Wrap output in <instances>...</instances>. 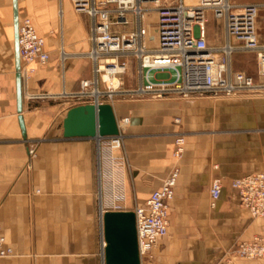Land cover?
Listing matches in <instances>:
<instances>
[{"label": "crops", "instance_id": "crops-1", "mask_svg": "<svg viewBox=\"0 0 264 264\" xmlns=\"http://www.w3.org/2000/svg\"><path fill=\"white\" fill-rule=\"evenodd\" d=\"M23 17L43 37L49 59L35 65L27 80L20 78L19 90L15 36ZM127 18L128 24L111 29L133 31L134 16ZM143 22L154 28L156 15L145 14ZM257 27L264 32V6ZM218 33L217 43L232 42L224 31ZM89 36V16L75 12L69 0H0V230L13 249L0 264H103L100 208L118 204L132 210L143 204L174 166L179 173L167 235L153 249V264H264L223 261L238 241L264 235V217L251 219L230 187L234 178L264 171V95H118L115 115L129 118L121 148L110 149L105 138H64L66 106L27 100L23 92L56 93L90 78L92 62L81 55L91 47ZM60 45L69 54L63 62L57 55ZM235 46L232 70L263 50ZM119 79L122 90L139 84L134 59ZM175 118L182 123H174ZM178 133L184 135V150L174 159ZM29 143L35 144V155L28 160ZM213 178L222 188L211 206Z\"/></svg>", "mask_w": 264, "mask_h": 264}, {"label": "built area", "instance_id": "built-area-1", "mask_svg": "<svg viewBox=\"0 0 264 264\" xmlns=\"http://www.w3.org/2000/svg\"><path fill=\"white\" fill-rule=\"evenodd\" d=\"M77 13L90 18L91 47L81 55L92 62V76L78 81L75 89L64 85L56 93H34L26 89L27 100L51 99L65 108L109 103L118 95L129 98L161 99L194 95L254 96L264 95V45L257 22L259 9L264 4L235 3L229 0H69ZM134 16L136 28L130 32L111 29L112 25L129 23L127 14ZM147 13L156 15L155 27L143 22ZM210 26L224 31L232 42L211 43ZM19 69L23 81L30 78L35 65L42 66L49 59L43 37L38 35L28 17L18 25ZM235 45L256 53V77L242 70H232L230 56ZM58 58L63 62L69 54L60 45ZM131 59L136 62L140 82L135 87L121 89L120 74L128 73ZM180 124L181 119L175 118ZM118 132L105 138L110 149L121 148L129 124L128 117L116 118ZM185 138L178 133L174 139L172 156L179 159ZM97 145L99 143L97 142ZM28 160L35 155V144L27 145ZM179 168L174 166L152 190L143 204L132 210L135 214L137 246L140 264H153V249L167 235L169 202L174 196ZM230 187L236 191L239 205L251 218L264 217V171L252 172L234 178ZM221 183L213 178L209 185L211 206L219 198ZM110 210H126L114 204ZM100 208L99 220L102 225ZM105 245L102 235L101 247ZM13 254L0 230V257ZM232 257L258 259L264 257V235H253L238 241L230 250Z\"/></svg>", "mask_w": 264, "mask_h": 264}, {"label": "water", "instance_id": "water-1", "mask_svg": "<svg viewBox=\"0 0 264 264\" xmlns=\"http://www.w3.org/2000/svg\"><path fill=\"white\" fill-rule=\"evenodd\" d=\"M15 46L19 58L17 32ZM17 76L18 89L21 90L19 68ZM116 118L109 103L72 106L62 119V136L96 138L115 135L118 132ZM102 235L105 243L103 264H140L133 210H105L102 214Z\"/></svg>", "mask_w": 264, "mask_h": 264}, {"label": "rangeland", "instance_id": "rangeland-1", "mask_svg": "<svg viewBox=\"0 0 264 264\" xmlns=\"http://www.w3.org/2000/svg\"><path fill=\"white\" fill-rule=\"evenodd\" d=\"M186 1L187 2H194L195 0H186ZM229 1L230 2H235V3L264 2V0H229ZM217 28L218 27H216V26H213V27L210 26V29H209V32H208V35H209L208 36V40L211 43H215L216 40H217L216 36L219 34L218 33L219 31L217 30ZM259 33L261 34V38H263L264 32L259 31ZM242 61L243 62L236 63L235 67L241 68V69H238V70H243L245 73H247L249 75H252L254 73V68L256 66V59H255L254 55H250L246 60H242ZM181 123H182V120H181ZM251 219H253V218H251ZM256 219H258V218H256ZM229 252L230 251L226 252L225 255L223 256V261L225 263H236L237 261H249V259L245 260L244 258H240V257H236V256L232 257L231 255H228ZM251 260H253V259H251ZM257 260H264V257L258 258V259H254L253 261H257Z\"/></svg>", "mask_w": 264, "mask_h": 264}]
</instances>
